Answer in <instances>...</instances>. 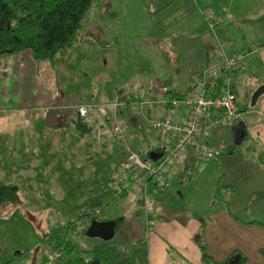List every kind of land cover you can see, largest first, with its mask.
<instances>
[{
    "label": "crops",
    "instance_id": "obj_1",
    "mask_svg": "<svg viewBox=\"0 0 264 264\" xmlns=\"http://www.w3.org/2000/svg\"><path fill=\"white\" fill-rule=\"evenodd\" d=\"M141 6L150 22V31L142 38L144 42L137 54L146 61V69L130 68L135 65L130 62L133 58L116 54V49L113 53L101 54L99 39L97 47L91 42L88 44L84 41H89V36L84 32L76 46L59 52L54 62L47 64L46 72L52 75L54 82L69 79L76 83L78 78L72 73L76 68L74 59L84 61L79 51L88 45L86 47L94 53L93 58L97 57L102 68L109 63L119 74L123 67L129 70L127 77L120 74L119 82L113 85L115 98L112 101H108L102 91L101 102L74 103L68 98L69 103H66L62 98L60 106H51L48 111L69 109L70 122L75 128L71 131L72 137L59 138V142L48 146L61 150L86 145L111 150L110 181L113 175L121 182L141 183L143 186L146 177L140 180V177L132 175L133 172L123 169V147L114 139L106 123L111 104L125 94L136 99L147 95L154 98L167 92L186 96L203 68L212 60L209 46L215 40L206 16H223V22L215 28V39L225 55L238 59L233 90L239 119L234 121L221 111H211L205 116L201 142L211 146L222 144V153L212 161L198 162L190 147L185 160L176 164L173 179L167 187L177 184V188H183L189 181L188 189L195 188L202 197L206 194L208 205L199 207V204L189 213L179 212L185 215L182 219L174 216L154 221L147 232L148 264H212L224 260L229 264V259L235 256H239V260L244 259L245 264H264V94L251 106V97L264 86V0H141ZM154 32L162 35L172 32L169 36L172 42L165 38L164 45L160 46L155 42ZM174 35L181 39H173ZM112 41L116 44L117 37ZM18 56L20 53L8 57L17 61ZM103 58L107 60L104 65ZM25 59L31 61L30 53ZM93 62L95 60L90 59V63ZM4 65L7 66V61ZM79 106L87 108L86 118L79 117ZM123 116L128 126L126 141L138 154L151 153L171 143V137L147 128L146 116L128 113H123ZM147 116H170L174 122H186L182 107L177 110L158 108ZM91 124L96 128L92 139L87 140L92 132ZM74 163L73 160L70 162V169L74 168ZM119 167L127 173L122 175ZM75 168L81 172L79 166ZM193 170L195 173L191 172ZM167 187L152 195L155 207L161 206ZM129 191L122 193V198ZM217 194L221 201L219 206L215 200Z\"/></svg>",
    "mask_w": 264,
    "mask_h": 264
},
{
    "label": "rangeland",
    "instance_id": "obj_2",
    "mask_svg": "<svg viewBox=\"0 0 264 264\" xmlns=\"http://www.w3.org/2000/svg\"><path fill=\"white\" fill-rule=\"evenodd\" d=\"M149 23L141 0H94L79 38L82 39L81 33L84 32L89 36V41H84L88 44L91 42L97 47L99 39L101 54L113 53L116 49V54L133 58L130 62L135 65L130 68L146 69V61L138 56L137 51L144 42L142 38L150 31ZM154 33L155 42L162 46L163 39H170L172 32L164 33L167 36ZM113 37H117L116 44ZM173 39L180 40L181 37L174 35ZM86 46L79 51L84 61L74 59L76 68L72 73L78 78L76 83L69 79L54 82L52 75L46 72L48 63L34 59L29 62L25 59L28 51L20 52L17 61L8 56L0 59V184L15 187L19 198L17 205L0 206V264H52L53 247L41 243L43 236L54 227L64 226L87 212H95L97 219L122 217L132 226L135 222L144 226L174 216L182 219L185 217L183 211L189 213L199 204V207L208 205L207 195L200 196L195 188L189 190L187 181L183 188H177V184L167 187L161 206L155 207L149 195L142 205L137 206L141 183L121 182L113 175L110 181L111 150L86 145L61 150L49 148L48 145L59 142V138L72 137L71 131L75 128L70 122L69 109L48 111L51 106H60L62 100L69 103L68 98L74 103L101 102L102 91L108 101H112L115 98L112 87L119 82V75L127 77L129 74L124 67L120 74L114 72L109 63L102 68ZM90 59L95 62L90 63ZM6 61L7 66L4 65ZM106 61L104 59L102 64ZM91 127L87 140L92 139L96 125L91 124ZM75 135L78 137L77 133ZM72 160L81 172L75 166L70 169ZM119 170L122 175L127 173L120 167ZM191 172L195 173V170ZM143 177L146 176H141L140 180ZM123 190L129 192L122 198ZM215 200L219 206L218 194ZM136 210L140 214L135 221ZM175 212L182 214L176 215ZM99 243L98 238L85 237L80 245L90 248Z\"/></svg>",
    "mask_w": 264,
    "mask_h": 264
},
{
    "label": "trees",
    "instance_id": "obj_3",
    "mask_svg": "<svg viewBox=\"0 0 264 264\" xmlns=\"http://www.w3.org/2000/svg\"><path fill=\"white\" fill-rule=\"evenodd\" d=\"M93 3L94 0H0V59L28 51L35 61L52 64L59 52L70 49L79 43V31L82 29L83 22ZM219 84L218 81L211 84L210 88L214 94L218 90ZM164 95L168 98L181 99L183 97L170 92L164 93ZM121 98L117 101H120ZM164 109H171V107L165 105ZM159 135L161 134L159 133ZM166 136L171 139L174 137ZM190 147L194 151L195 145H189L188 149ZM133 150L137 153L134 148ZM162 151L163 149H158L153 152L161 154ZM138 155L144 161L150 160L149 153ZM194 158L198 161L195 155ZM159 160L160 157L153 162L157 163ZM124 161L125 153L122 162L124 163ZM141 176L145 175H137V177ZM163 190L150 177L146 176L145 183L141 188V196L136 201V205L139 206V203L142 205L148 195L152 197L156 192ZM18 203L17 189L10 185L0 184V206L17 205ZM139 214V210L134 212L135 221ZM97 218L95 212H87L72 219L64 226L54 227L43 236L41 243L47 246L51 244L53 247L52 264H148L147 232L152 227V223L143 226L141 223L136 224L135 222V225L132 226L122 217ZM93 219L116 221L115 235L107 241L100 240V243L93 247H81V239L86 237V230ZM201 249H203L202 246ZM212 264H226V260ZM236 264H245V261L241 259Z\"/></svg>",
    "mask_w": 264,
    "mask_h": 264
},
{
    "label": "built area",
    "instance_id": "obj_4",
    "mask_svg": "<svg viewBox=\"0 0 264 264\" xmlns=\"http://www.w3.org/2000/svg\"><path fill=\"white\" fill-rule=\"evenodd\" d=\"M223 16H206L208 27L215 42L210 44L212 60L203 68L194 81L190 92L181 99L165 97L164 93L156 97L144 96L136 99L131 94H125L120 101L111 104V112L106 117L108 129L114 139L121 144L125 153L123 167L126 171H133L150 177L160 188L164 189L173 179L176 164L185 160L189 145H195L194 155L199 162H208L217 157L224 146L222 144L208 145L201 142L203 120L211 111H222L225 116L237 121L239 114L236 105V95L233 88L236 85V71L238 59L227 56L216 41L215 28L223 22ZM218 81V90L213 93L212 83ZM170 105L172 110L182 107L186 122H174L170 116L149 117V112ZM77 113L80 118H86L88 110L79 106ZM123 113L146 116L148 128L161 135L174 136L171 143L163 148L160 160L144 161L127 143V122ZM210 126L207 127L209 129Z\"/></svg>",
    "mask_w": 264,
    "mask_h": 264
},
{
    "label": "water",
    "instance_id": "obj_5",
    "mask_svg": "<svg viewBox=\"0 0 264 264\" xmlns=\"http://www.w3.org/2000/svg\"><path fill=\"white\" fill-rule=\"evenodd\" d=\"M264 94V86L260 87L255 94L251 97V106H254L257 99ZM161 154H156L154 152L149 153V159L151 161H156ZM116 221H97L95 219L91 220L89 226L86 230V237L90 239H100L107 241L112 239L115 235ZM239 261V256H235L229 260V264H235Z\"/></svg>",
    "mask_w": 264,
    "mask_h": 264
},
{
    "label": "flooded vegetation",
    "instance_id": "obj_6",
    "mask_svg": "<svg viewBox=\"0 0 264 264\" xmlns=\"http://www.w3.org/2000/svg\"><path fill=\"white\" fill-rule=\"evenodd\" d=\"M108 221V220H107ZM236 264V263H235Z\"/></svg>",
    "mask_w": 264,
    "mask_h": 264
}]
</instances>
